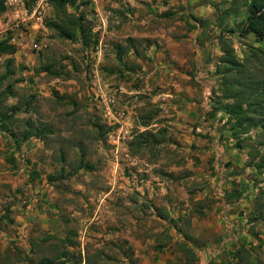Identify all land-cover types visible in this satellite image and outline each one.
Returning <instances> with one entry per match:
<instances>
[{
	"label": "rangeland",
	"instance_id": "obj_1",
	"mask_svg": "<svg viewBox=\"0 0 264 264\" xmlns=\"http://www.w3.org/2000/svg\"><path fill=\"white\" fill-rule=\"evenodd\" d=\"M82 1L42 5L41 24L0 57V264H220L239 247L264 263V167L254 166L264 134L232 136L235 119L213 110L226 103L217 37L239 59L262 45L239 36L241 0ZM78 12L86 38L46 27L71 30ZM9 36L2 13L0 40ZM49 64L60 76L38 72ZM176 77L199 97L190 121L173 107ZM145 130L158 142L131 155Z\"/></svg>",
	"mask_w": 264,
	"mask_h": 264
},
{
	"label": "trees",
	"instance_id": "obj_2",
	"mask_svg": "<svg viewBox=\"0 0 264 264\" xmlns=\"http://www.w3.org/2000/svg\"><path fill=\"white\" fill-rule=\"evenodd\" d=\"M239 0H233L236 2ZM90 3L89 1L82 0H48V4L57 11H66L68 8L78 10L79 6H84ZM241 7L245 13V19L243 21L239 36L246 38L252 35L255 41L261 43L260 47L248 46V53L243 55L241 59L237 56L235 49L224 34H220L217 37L221 57L215 66V73L219 76V83L217 91L221 94V99L226 103L220 105L219 108H214V111H219L225 114L230 121L235 119V122L229 131L232 136H240L248 133L252 128H259L261 134H264V75L262 68L264 67V0H241ZM5 11L3 1L0 0V14ZM235 9H229L226 13H235ZM85 19V15L81 12L77 13L76 18L71 22V30L64 29L61 25L52 22H47L46 27L53 29L57 32V35L62 39L73 40L76 37V31L86 38L87 34L92 35L91 30H87L82 27V22ZM16 53V46L10 42V38L0 40V57L1 56H13ZM117 59L120 60V56L117 54ZM13 65L11 58L6 61V76H10L13 72L9 69ZM38 72H45L53 76H60V73L55 71L52 65H43ZM231 100V103L228 101ZM3 120L10 118V115H3ZM151 116H147V119L143 120V126L148 127L149 119ZM1 121V125L2 122ZM158 134V133H157ZM206 134V132H205ZM31 133H24L23 140L30 138ZM151 131L145 130L135 134L133 140L129 144V150L131 155H134V147L141 148L143 144L150 142H158L156 136ZM17 147L23 141L15 139L13 141ZM239 144L237 146L239 148ZM264 148V141L261 143ZM257 160L254 163L255 168L260 170L264 167V152L257 153ZM90 169V167L86 166ZM236 198H240V194L236 195ZM185 238H188L185 236ZM66 242V239L62 240ZM263 245V244H262ZM179 249L183 252L189 261L196 260V255L193 249L187 245H180ZM249 252L245 247H239L233 255L232 259L222 261L220 264H257L250 261ZM66 255L63 253L62 256ZM244 255L248 256V260L244 263ZM37 264H56L54 259H41ZM264 264V263H262Z\"/></svg>",
	"mask_w": 264,
	"mask_h": 264
},
{
	"label": "built area",
	"instance_id": "obj_3",
	"mask_svg": "<svg viewBox=\"0 0 264 264\" xmlns=\"http://www.w3.org/2000/svg\"><path fill=\"white\" fill-rule=\"evenodd\" d=\"M5 6L3 12L7 25L10 30V42L16 46V40L23 37L24 30L31 28L35 24H41L42 13L41 6L48 3V0H2ZM30 5V6H29ZM95 32V29L93 30ZM205 97V103H209V96ZM200 126L196 127V131L202 133ZM207 132V131H206Z\"/></svg>",
	"mask_w": 264,
	"mask_h": 264
},
{
	"label": "crops",
	"instance_id": "obj_4",
	"mask_svg": "<svg viewBox=\"0 0 264 264\" xmlns=\"http://www.w3.org/2000/svg\"><path fill=\"white\" fill-rule=\"evenodd\" d=\"M93 2H95V4H97L98 6L100 5V0H91ZM177 72V71H174ZM181 77L187 76V74L185 75H180ZM200 76H202V74H200ZM206 78L209 77V75L205 76ZM204 77V78H205ZM178 78V77H176ZM200 78V77H199ZM197 79V77H195V80ZM210 79V77H209ZM203 80V79H202ZM188 81V80H187ZM186 80H181V79H177V81L175 82V92L174 95L176 96L175 101H173L174 104V108L176 109V113L178 118H181V120H192L197 116V100L199 99V97H193L191 99V97H187L185 93H188V96H192L193 95V91H195L196 89H192L191 88V84L190 82L188 83ZM200 94V93H199ZM182 97V98H177V97ZM168 96H173V94L169 93ZM199 96V95H197ZM179 122H183V121H179ZM184 124V123H182ZM195 253V251H194ZM197 257V256H196Z\"/></svg>",
	"mask_w": 264,
	"mask_h": 264
}]
</instances>
